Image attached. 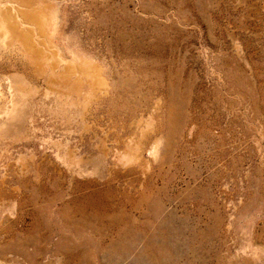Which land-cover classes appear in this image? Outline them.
<instances>
[{
	"label": "rangeland",
	"instance_id": "obj_1",
	"mask_svg": "<svg viewBox=\"0 0 264 264\" xmlns=\"http://www.w3.org/2000/svg\"><path fill=\"white\" fill-rule=\"evenodd\" d=\"M0 11V264H264V0Z\"/></svg>",
	"mask_w": 264,
	"mask_h": 264
},
{
	"label": "bare ground",
	"instance_id": "obj_2",
	"mask_svg": "<svg viewBox=\"0 0 264 264\" xmlns=\"http://www.w3.org/2000/svg\"><path fill=\"white\" fill-rule=\"evenodd\" d=\"M28 3V2H27ZM7 10V9H6ZM6 10H1L2 11V14H5V12H6ZM1 11H0V16H1ZM5 11V12H4ZM4 12V13H3ZM7 13V12H6ZM8 13H9V11H8ZM7 15V14H6ZM9 15V14H8ZM2 17H6V16H4V15H2ZM2 17H1V19H2ZM7 18V17H6ZM5 18V19H6ZM4 19V20H5ZM8 20V19H7ZM7 20H5V21H7ZM5 25H6V30H7V32H10L12 35H14V34H17L16 33V31H15V29H16V24L13 22V21H8V23H6L5 22ZM20 36V38H21V40L20 41H22V43L25 45V47L26 48H24V49H27L28 48V50H29V48H31L32 49V45H31V41H30V38H29V36H28V33L26 32V31H24L22 34H17V36ZM16 37V36H15ZM30 49V50H31ZM27 51V50H26Z\"/></svg>",
	"mask_w": 264,
	"mask_h": 264
}]
</instances>
